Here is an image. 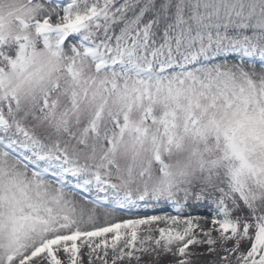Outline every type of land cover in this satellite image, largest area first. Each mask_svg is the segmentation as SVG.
I'll list each match as a JSON object with an SVG mask.
<instances>
[{
  "label": "snow or ice",
  "instance_id": "6c2138e0",
  "mask_svg": "<svg viewBox=\"0 0 264 264\" xmlns=\"http://www.w3.org/2000/svg\"><path fill=\"white\" fill-rule=\"evenodd\" d=\"M145 254L264 264V0H0V264Z\"/></svg>",
  "mask_w": 264,
  "mask_h": 264
},
{
  "label": "rangeland",
  "instance_id": "374dc122",
  "mask_svg": "<svg viewBox=\"0 0 264 264\" xmlns=\"http://www.w3.org/2000/svg\"><path fill=\"white\" fill-rule=\"evenodd\" d=\"M64 3L65 0H53V3ZM165 211H171V209H165ZM202 214L207 215V210L206 209H201L200 210ZM86 259V258H85ZM135 264V262H133ZM141 264H157L156 260H154L150 255L145 254L142 257ZM160 264H166L165 259H161Z\"/></svg>",
  "mask_w": 264,
  "mask_h": 264
}]
</instances>
